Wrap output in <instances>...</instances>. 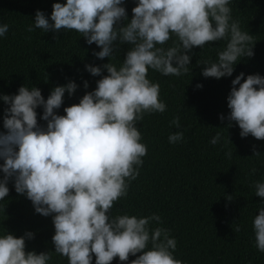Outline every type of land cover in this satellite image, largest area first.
<instances>
[{"label":"clouds","instance_id":"9594fccd","mask_svg":"<svg viewBox=\"0 0 264 264\" xmlns=\"http://www.w3.org/2000/svg\"><path fill=\"white\" fill-rule=\"evenodd\" d=\"M123 3L56 2L52 23L37 10L34 23L27 28L28 32L75 31L88 45L95 43L101 49L93 52L94 56L101 60L108 57L110 62L85 65L92 76H100L103 70L107 75L78 104L65 107V115L55 110L62 106L65 92L69 96L75 93L78 86L73 81L54 87L46 100L34 86H21L18 94L0 96L8 105L3 117L6 132H0V201L8 196L7 185L13 181L16 193L25 195L36 213L51 216L55 229V251L39 254L25 251L26 240L34 239V233L17 238L6 231L0 235V264H48L53 253L67 258L68 264H92L93 254L95 264H111L117 257L127 262L130 255L136 257L130 264H183L173 255L177 242L170 237V230L149 227L152 221L162 224L159 215L110 216L114 203L127 195L131 181L139 176L142 158L147 155L137 122L146 113H164L167 108L159 98V83L148 78V71L185 75L194 47L203 49L210 42L224 41L215 61L197 64L204 66L205 78L231 77L238 61L254 56L256 42L254 35L242 31L240 21L232 18L230 0H138L130 21ZM122 21L126 23L121 25ZM8 30V24L0 25V37ZM169 40L172 44L166 47ZM125 43L131 47L117 67L111 58ZM244 75L241 72L231 81L227 127L235 122L242 138L251 135L264 140V77L254 74L244 79ZM84 87L88 88L87 81ZM38 107L43 108L41 119L47 122L46 127L38 124ZM224 119L221 115V122ZM170 126L179 129L180 118L174 117ZM183 139V131L168 137L171 144ZM220 140L217 132L210 143L216 145ZM253 152L259 155L255 146ZM226 156L231 158L232 153ZM254 188L255 196L264 198V182L257 181ZM252 227L254 246L264 252V208Z\"/></svg>","mask_w":264,"mask_h":264},{"label":"trees","instance_id":"16d2710c","mask_svg":"<svg viewBox=\"0 0 264 264\" xmlns=\"http://www.w3.org/2000/svg\"><path fill=\"white\" fill-rule=\"evenodd\" d=\"M56 2L66 0H0V25H9L5 36L0 37V96L18 94L21 86H34L46 100L54 87L73 81L78 86L75 93L69 96L65 92L62 106L55 110L58 115H65V107L78 104L107 75L103 70L100 76H92L85 65L102 66L110 59L94 56L93 52L101 49L95 43L88 45L75 31H27L37 10L52 23L50 15ZM137 2L124 0L129 21ZM229 7L232 18L240 21L241 30L254 35V56L238 61L231 77L205 78L204 66L197 61L217 59V51L225 42L216 41L203 49H192L185 75L164 76L149 69L148 78L159 83V98L167 108L164 113H146L137 122L147 155L142 158L139 176L131 181L127 195L116 201L110 211L111 217L159 215L162 224L152 221L149 227L170 230V237L177 242L173 255L183 264H264V252L254 246L252 227L255 216L264 208V198L255 196L254 188L257 181L264 182V140L251 135L242 138L235 122L227 127L231 81L241 72L244 79L254 74L264 77V0H230ZM171 44L169 40L166 47ZM130 47L127 43L119 45L111 62L119 67ZM85 81L88 88L84 87ZM197 84L203 87L198 89ZM7 107L0 99V132H6L3 117ZM36 112L38 124L46 127L47 122L41 119L43 108L38 107ZM221 115L225 117L223 122ZM177 116L179 129L170 126ZM177 131H183L184 139L169 143V135ZM217 132L221 133V140L213 145L210 140ZM254 146L259 155H254ZM229 151L231 158L226 156ZM253 168L257 169L255 173ZM7 187L9 194L0 201V235L7 231L19 238L32 232L34 239L26 240L25 251L54 252L52 217L36 213L32 202L16 193L13 181ZM227 196L233 200H227ZM237 227L239 231H235ZM135 258L130 255L129 261L121 262L117 257L111 264H130ZM48 264L68 261L53 253Z\"/></svg>","mask_w":264,"mask_h":264}]
</instances>
